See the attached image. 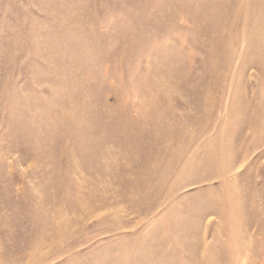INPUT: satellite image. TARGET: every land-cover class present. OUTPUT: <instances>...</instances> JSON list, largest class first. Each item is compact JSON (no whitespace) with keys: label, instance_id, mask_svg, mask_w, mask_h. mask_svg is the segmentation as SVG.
<instances>
[{"label":"rangeland","instance_id":"1","mask_svg":"<svg viewBox=\"0 0 264 264\" xmlns=\"http://www.w3.org/2000/svg\"><path fill=\"white\" fill-rule=\"evenodd\" d=\"M0 264H264V0H0Z\"/></svg>","mask_w":264,"mask_h":264}]
</instances>
